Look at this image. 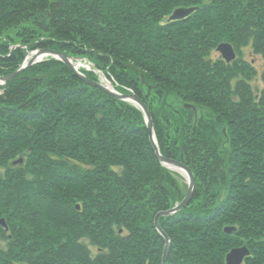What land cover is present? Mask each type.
<instances>
[{
    "label": "trees",
    "instance_id": "1",
    "mask_svg": "<svg viewBox=\"0 0 264 264\" xmlns=\"http://www.w3.org/2000/svg\"><path fill=\"white\" fill-rule=\"evenodd\" d=\"M222 43L236 59L214 57ZM246 49L264 59V0H0V76L33 50L86 59L193 172L189 204L159 219L166 264H225L242 245L264 264V88ZM81 69L89 81L47 56L0 86V264H162L155 216L187 183L142 109Z\"/></svg>",
    "mask_w": 264,
    "mask_h": 264
},
{
    "label": "water",
    "instance_id": "2",
    "mask_svg": "<svg viewBox=\"0 0 264 264\" xmlns=\"http://www.w3.org/2000/svg\"><path fill=\"white\" fill-rule=\"evenodd\" d=\"M195 8H177L173 11V13L170 16L171 20H180L183 19L184 17L188 16L190 13H192L194 11ZM218 51L221 52L222 56L227 60V61H231L233 60L236 56H235V51L232 47V45L228 44V43H222L218 46ZM45 54H49L51 56H55L57 58H59L61 61H63L64 63H66L70 68H72L74 70V72L80 76L81 78L85 79L86 81L88 80L85 76H83L78 69L73 65L72 59L69 56H67L64 53H60L54 50H40L37 52V54H35V56L30 60L29 63H26L25 65H23L21 68H19L15 73H13L11 76L8 77H0V80L3 81H8L11 78H13L15 75L19 74L22 70H24L28 65H31L33 62L37 61V58L39 56L45 55ZM89 81V80H88ZM96 85H98L99 87L103 88L104 90L112 93L114 96L122 99V100H131L134 104H136L137 106H139L142 111L145 114L146 117V121H147V125H148V130L150 133V139L151 142L153 143V146L156 150L157 155L159 156V159L161 161V163L163 165H167V163L173 164L175 166H177L178 168L184 170L187 173L188 176V191L185 195V197L183 198V200L176 205L175 207H173L172 209L168 210V211H164V212H159L157 214V216L155 217V227L156 229L164 236L166 244L164 247V251H163V255H162V264H166L167 262V258H168V254H169V249H170V239L169 236L162 230L161 226L159 225V217L162 215H171L174 214L176 212H178L179 210L183 209L185 206L188 205V203L191 201L194 191H195V178L193 175V172L191 171V169L183 164L182 162L176 161V160H172V159H167L165 157H162L157 143H156V139H155V135H154V130H153V121L149 112V109L147 108L146 104L143 102V100L136 94H127V95H121V94H117L115 92H112L110 90H108L107 88H105V86H103L101 83H96ZM1 223L4 225V220H1ZM237 228L234 226H229L225 228V231H227L228 233H232L233 231H235ZM250 253L249 249L245 246L239 247V248H234L232 249L226 257V263L225 264H242V262L244 261V258Z\"/></svg>",
    "mask_w": 264,
    "mask_h": 264
},
{
    "label": "rangeland",
    "instance_id": "3",
    "mask_svg": "<svg viewBox=\"0 0 264 264\" xmlns=\"http://www.w3.org/2000/svg\"><path fill=\"white\" fill-rule=\"evenodd\" d=\"M195 11V9H194ZM191 15V13L189 14ZM188 15V16H189ZM188 16L184 17L183 19L187 18ZM181 20V19H180ZM234 49V48H233ZM40 51V50H33L29 53L28 57L26 58V60L23 62V64L20 66V68L25 65L26 63H29L30 60L35 56V54H37V52ZM236 53V52H235ZM47 56H51L49 54H45V55H42V56H39L37 58V61L36 62H33L31 65H28L27 67L29 66H32L33 64L35 63H38V62H41L43 61ZM218 56H222L221 52L220 51H217V52H214V57H218ZM56 59H59L55 56H52ZM223 57V56H222ZM237 57V56H236ZM236 57L234 59H236ZM245 58L249 61V62H252L253 65L255 66V68L257 69V76L254 78L253 82H252V85L256 91V93L260 92L263 88H264V82L262 81L261 79V73H262V69H263V63H264V59L262 57H260L259 55H255L253 53L250 52L249 49H246L245 50ZM233 59V60H234ZM60 60V59H59ZM223 60L227 61L224 57H223ZM232 61V60H231ZM72 62H73V65L78 69V71L83 75L85 76V74L82 72V69L81 68H84L86 69L87 71L89 70H92L94 71L97 76H98V81H93L91 80L92 84L93 85H96V83H101L103 86H105V88H107L108 90L112 91V92H115L117 94H121V95H127L126 93H123V92H120V90H118L117 86L115 85V83L111 80V79H108L104 73L102 72L101 69L97 68V66L94 64V63H91V62H88L86 59H72ZM227 62H230V61H227ZM66 64V63H65ZM26 67V68H27ZM23 71V70H22ZM21 71V72H22ZM74 71V70H73ZM16 76V75H15ZM0 77H4V76H0ZM8 77V76H7ZM86 77V76H85ZM87 78V77H86ZM12 79V78H11ZM88 79V78H87ZM7 81H3V80H0V86L4 85ZM98 86V85H97ZM108 92V91H107ZM110 93V92H109ZM112 94V93H111ZM130 94H135V93H130ZM113 95V94H112ZM124 101H128V102H131L133 103L131 100H124ZM134 104V103H133ZM136 105V104H135ZM154 130V129H153ZM155 135V133H154ZM179 173V172H178ZM180 174V173H179ZM183 178H184V181L187 183V190H186V193L188 191V177L187 179L182 175L180 174ZM194 175V174H193ZM195 185H196V182H195ZM195 190H196V186H195ZM195 192V191H194ZM186 195V194H185ZM185 197V196H184ZM179 204V203H178ZM176 204V205H178ZM189 204V203H188ZM175 205V206H176ZM174 206V207H175ZM172 209V208H171ZM157 216V215H156ZM155 216V217H156ZM161 217V216H160ZM159 217V219H160ZM155 222V220H154ZM159 225H160V222H159ZM161 226V225H160ZM229 226H232V225H229ZM229 226H226V227H229ZM225 227V228H226ZM225 228H224V231H225ZM163 230V229H162ZM164 231V230H163ZM226 233H228L227 231H225ZM233 233V232H232ZM232 233H228V234H232ZM3 245V244H2ZM242 246H245L247 247L246 245H242ZM242 246H239V247H242ZM239 247H236V248H239ZM234 249V248H233ZM232 250V249H231ZM230 250V251H231ZM93 251H97L94 247H93ZM164 251V250H163ZM229 251V252H230ZM170 252V250H169ZM163 255V253H162ZM169 256V254H168ZM168 259V258H167ZM17 264H21V263H17ZM23 264V263H22ZM244 264V263H243Z\"/></svg>",
    "mask_w": 264,
    "mask_h": 264
},
{
    "label": "bare ground",
    "instance_id": "4",
    "mask_svg": "<svg viewBox=\"0 0 264 264\" xmlns=\"http://www.w3.org/2000/svg\"><path fill=\"white\" fill-rule=\"evenodd\" d=\"M235 56H237V53H235ZM156 143H157V141H156ZM157 146H158V144H157ZM166 167L179 172L180 174H182L187 179L188 176H187V173L184 170H182V169L178 168L177 166H175L173 164H170V163H167ZM249 255H250V253L246 257H248ZM245 258H244V260H245Z\"/></svg>",
    "mask_w": 264,
    "mask_h": 264
},
{
    "label": "flooded vegetation",
    "instance_id": "5",
    "mask_svg": "<svg viewBox=\"0 0 264 264\" xmlns=\"http://www.w3.org/2000/svg\"><path fill=\"white\" fill-rule=\"evenodd\" d=\"M244 263V261L242 262V264ZM245 264V263H244Z\"/></svg>",
    "mask_w": 264,
    "mask_h": 264
}]
</instances>
